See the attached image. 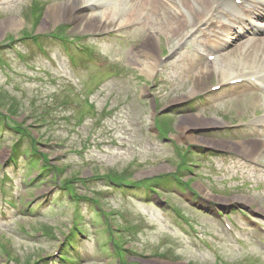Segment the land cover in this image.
Wrapping results in <instances>:
<instances>
[{
	"label": "rangeland",
	"instance_id": "374dc122",
	"mask_svg": "<svg viewBox=\"0 0 264 264\" xmlns=\"http://www.w3.org/2000/svg\"><path fill=\"white\" fill-rule=\"evenodd\" d=\"M40 1L45 3L43 9L36 7L38 4L31 3V0H0V114L9 117L34 140L39 138V132L42 137L38 139L37 149L46 153L44 158L59 169H50L51 173L46 172L37 179L40 170L36 167L27 172L26 164L19 169L7 166L10 136L0 138V167L6 166L7 172L5 180L0 175V264H4L6 259V264H33L39 257L51 255L57 240L74 225L75 211L68 194L65 190H56L54 183L61 189L64 188L62 181L65 179L77 177L79 180L91 176L86 183L89 187L75 182H78L77 194L86 193L90 200L96 198L100 215L102 211L108 214L96 216V221L91 223L88 222L91 220L88 219L92 215L91 210L85 204L81 206L83 226L91 240L82 245L78 264H264V234L249 225L240 212H231L233 205H237L254 215L261 213L264 207V169L255 167L256 162L241 160L240 156L245 160L247 157L240 152L217 147L221 145L219 143L225 142V147H229L256 139L259 146L262 143L263 153L255 161L264 165V137L259 133L240 136L236 135L238 132L215 127L225 125L228 120L234 122L247 118L254 111L264 109V106L257 105L251 96L238 97L221 108V116L207 107L206 110L199 109L193 102L177 105L189 98L190 91L197 83L203 90L218 81L217 74L205 79L206 83L196 79V67L205 62L199 57L197 61L196 38L183 47L180 44L179 50L173 52L194 22L181 25L175 32L168 31L169 28L163 31L162 28L156 33V38L150 39L147 38L148 24L157 16L152 20L138 19L129 27L117 26L121 38L103 37L98 43L102 57L89 60L86 64L79 61L75 54L76 63L73 65L65 56L68 52H75L69 44L63 50L58 43L44 36L43 42L48 47V55H45L34 52L36 45L30 39L19 38L31 34L74 37L104 33H83L76 29L75 23L55 21L51 14L58 10L56 6L70 4L74 0ZM213 1L210 0V8ZM204 4H193L194 11L200 16H206L207 10H210L203 8ZM108 5L107 0L102 3V9ZM94 12L91 8L83 11L88 15ZM9 18H14L15 23L11 24ZM186 18L189 19V15ZM192 21L196 20L192 18ZM10 39H14L20 54L27 52L28 55L23 56L28 63L8 47ZM233 43L228 51L239 44ZM146 52L156 60L150 77L140 68L141 63L150 61L149 56L146 57L148 59L143 56ZM171 53L170 60L159 62V58ZM49 55L54 61L48 58ZM186 55L191 58L194 67L188 57L184 60ZM194 60L197 62L194 63ZM189 78L187 82L190 84L184 88L182 83ZM161 80L165 84L158 87L157 82ZM64 82H73L80 93L74 94L75 91ZM152 83L156 84L153 88L170 93L168 98L152 102L158 93L151 91ZM94 85L97 87L94 88ZM88 90L92 92L90 99L95 104L94 111H89L81 98H75V95L83 96ZM66 97L70 103L62 104L61 99ZM154 107H168L172 117L165 113L156 115L152 110ZM9 108H13L15 113ZM32 108H36V112ZM43 108H50L53 115L65 111L82 112L80 122L83 125L79 133H70L66 142L70 154L65 159L60 158L64 149L48 148L44 144L52 145L55 139L58 143L62 140L60 138L66 137V125L51 131L40 128L35 115L43 112ZM60 108L65 109L60 112ZM155 117L164 136L155 130ZM208 121H214L216 125H207ZM30 125L34 128L28 127ZM89 132L85 146H91L82 154L84 156L80 158L75 152L71 153L69 147L79 148L82 135L86 136ZM186 149L201 154L198 156L201 163L204 151L210 153L209 159L202 163L206 168L200 169L197 177L190 178L187 174L182 177L183 180L190 179L187 184L190 189L197 191L199 188L210 197L193 199L198 204V208H195L182 198L178 199L179 195H171L174 192H188L182 189L183 186L178 188L180 185L177 183L178 186L169 184L166 188L159 187V195L170 199L178 209L176 214L195 219L194 224L216 242L222 261L217 262L220 259L210 249L207 251L200 246L192 238L189 227L170 208L157 204L156 198H152L155 201L146 200L137 189L128 190L124 197L119 189H111L106 179L96 177L110 175L116 180L132 182L170 173ZM214 150H224L225 153L215 154ZM208 173L212 175V180H207ZM224 187L227 191H224ZM93 189L99 190L100 200ZM238 196L245 197L250 203L234 199ZM229 199L230 202L226 203ZM214 204H226L227 208H231L224 215L234 228L235 238L210 213ZM119 229L126 232L121 233ZM108 233L114 237L113 243ZM207 240L211 241L208 236ZM75 242L78 251L79 239L76 238ZM96 242H99L100 249Z\"/></svg>",
	"mask_w": 264,
	"mask_h": 264
},
{
	"label": "bare ground",
	"instance_id": "6f19581e",
	"mask_svg": "<svg viewBox=\"0 0 264 264\" xmlns=\"http://www.w3.org/2000/svg\"><path fill=\"white\" fill-rule=\"evenodd\" d=\"M80 1V0H79ZM94 1L99 2L100 0H87V2ZM205 1V2H204ZM108 0L109 5L101 10L94 12L91 15L84 14L81 10L82 2H77V0L71 1L70 4H62L57 8L58 10L51 14L54 16L55 21L62 20L75 23V27L78 31L83 33L86 32H100L105 31L114 25H116V18L121 15V19L118 23H128L132 21H136L138 18H143L152 20L154 16L155 19L148 25H150L149 32L147 38H156L157 32L163 28V31L168 29V31H177L179 30L181 25H185L187 23L186 16L191 14L188 11L193 10L192 6L194 3L200 5L201 3H205L203 8H210L211 3L210 0L206 2V0ZM227 1V5L232 7L230 4V0ZM242 5L245 8H248V12L246 16L249 18L253 14H255V19L259 16L261 17L260 21H264V0H241ZM222 4L221 13L228 18V21L232 25H236L244 19V16L239 11V6L235 5V13L230 14L228 12L229 8ZM192 5V6H191ZM123 7H126L124 14L121 13ZM212 8V7H211ZM210 8V9H211ZM188 10V11H187ZM208 11V10H207ZM148 17V18H146ZM11 20V24H14V18H9ZM3 22V21H2ZM237 26V25H236ZM233 28H237L232 26ZM223 28V27H222ZM222 32L219 34V38L216 40L215 49L219 51L218 56L215 59L214 63L205 64L200 71L196 72V79L198 81H204L206 78L212 76V74H217L218 78L226 79L233 78L237 76H241L246 74L247 76L258 78L259 75L256 73L264 74V42L257 41L255 44H250L247 40H252L253 42L256 39L255 36L249 37V35H244L241 37L243 33L239 34L238 38H241L240 45L234 46L231 51H225L224 46L227 44L224 42L226 39L232 40V36H235L236 33H230L231 27H225ZM234 38V37H233ZM244 38V39H243ZM218 48V49H217ZM144 58L149 56L146 52ZM150 61H144L141 63V71L144 74H147L150 77L152 70H154L156 66V60L150 57ZM135 59L138 60L136 57ZM148 59V58H146ZM197 81V82H198ZM202 82L201 85L204 84ZM202 86L198 84L195 85L190 91L191 95L196 94L201 90ZM256 102L258 104H264V94H261L256 98ZM210 123V124H209ZM213 123V124H212ZM207 125H216L214 121H208ZM221 145L217 146L222 149H229L232 151L240 152L246 155L248 158L252 160H256L263 153L262 143L259 146V142L250 140V142H245L240 145H230L229 147H225L224 143H219ZM202 194V193H201ZM204 195V194H202ZM240 201H245L244 198H237Z\"/></svg>",
	"mask_w": 264,
	"mask_h": 264
},
{
	"label": "trees",
	"instance_id": "16d2710c",
	"mask_svg": "<svg viewBox=\"0 0 264 264\" xmlns=\"http://www.w3.org/2000/svg\"><path fill=\"white\" fill-rule=\"evenodd\" d=\"M46 112H44L43 113V116H41L40 115V117H41V120H42V123H45V118H46ZM24 130L22 131V132H19L18 131V133L20 134V137H19V139H20V141H22V142H25V139H27L26 137H25V134H24ZM34 143H35V140H33L32 142H31V144H33L34 145ZM31 144H30V146H31ZM23 150V149H22ZM25 153H27L26 151H27V148L25 147V150H23ZM35 152V151H34ZM36 154H39V153H36ZM38 159H39V157H37V159H32L31 161L32 162H34V164L36 165L37 164V161H38ZM42 159H43V161L45 162V166H43V167H41V170L42 171H45V169H46V167H49L50 165H48V163H47V161L42 157Z\"/></svg>",
	"mask_w": 264,
	"mask_h": 264
}]
</instances>
